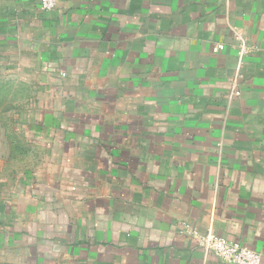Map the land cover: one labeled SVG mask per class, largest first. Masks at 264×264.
<instances>
[{"label":"crops","instance_id":"obj_1","mask_svg":"<svg viewBox=\"0 0 264 264\" xmlns=\"http://www.w3.org/2000/svg\"><path fill=\"white\" fill-rule=\"evenodd\" d=\"M0 163V264H264V0H0Z\"/></svg>","mask_w":264,"mask_h":264},{"label":"built area","instance_id":"obj_2","mask_svg":"<svg viewBox=\"0 0 264 264\" xmlns=\"http://www.w3.org/2000/svg\"><path fill=\"white\" fill-rule=\"evenodd\" d=\"M56 5L57 0H41V7L45 11H52ZM236 35L239 39L243 36L240 31ZM223 47V44H218L214 47V51L217 52ZM246 51L247 47L243 42L241 44V52L245 53ZM235 93L239 94V91L237 90ZM196 240L201 248L214 252L228 264H262L260 252L244 246L238 241H231L211 230L203 234H196Z\"/></svg>","mask_w":264,"mask_h":264},{"label":"rangeland","instance_id":"obj_3","mask_svg":"<svg viewBox=\"0 0 264 264\" xmlns=\"http://www.w3.org/2000/svg\"><path fill=\"white\" fill-rule=\"evenodd\" d=\"M0 164H2V163H0ZM2 179H3V178L1 177V178H0V181H1ZM11 179H12V178H11ZM13 179H14V178H13ZM13 179H12V180H13Z\"/></svg>","mask_w":264,"mask_h":264}]
</instances>
